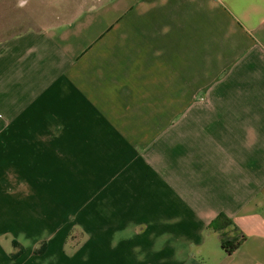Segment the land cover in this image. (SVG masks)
<instances>
[{"label": "crops", "instance_id": "1", "mask_svg": "<svg viewBox=\"0 0 264 264\" xmlns=\"http://www.w3.org/2000/svg\"><path fill=\"white\" fill-rule=\"evenodd\" d=\"M6 4L0 264H264V0Z\"/></svg>", "mask_w": 264, "mask_h": 264}, {"label": "rangeland", "instance_id": "2", "mask_svg": "<svg viewBox=\"0 0 264 264\" xmlns=\"http://www.w3.org/2000/svg\"><path fill=\"white\" fill-rule=\"evenodd\" d=\"M1 11H3L5 15H3L0 20V39L24 31L25 29L34 25L36 26V16H34V19H32L25 14V11L22 8H18L16 5L6 4L1 8ZM40 200L41 203L44 204V206L42 207L43 212L33 214L34 224L36 222H39L40 224H65L64 216H66L67 219L66 224H73V216H70L72 214H64L63 211H59L57 203H55V199L53 198V196H49L48 199L45 196L44 198H40ZM34 201H38V199L35 197ZM72 208L73 207H71L70 209ZM68 216L70 217L68 218ZM70 227L71 228H69V236L66 241V250L67 252H71L70 254H72L74 248V230L73 225ZM52 236H54V234Z\"/></svg>", "mask_w": 264, "mask_h": 264}, {"label": "trees", "instance_id": "3", "mask_svg": "<svg viewBox=\"0 0 264 264\" xmlns=\"http://www.w3.org/2000/svg\"><path fill=\"white\" fill-rule=\"evenodd\" d=\"M224 222V225L227 226L229 224H231V220H229L225 215L221 214L217 220L215 221V225L217 226L218 222ZM242 245V242H238V243H229L227 246H224V249L229 253H233L235 252L236 250H238ZM15 246L18 247V244L15 243ZM47 250V245L44 244L42 245L41 249L39 251H37V254H42L44 252H46Z\"/></svg>", "mask_w": 264, "mask_h": 264}, {"label": "flooded vegetation", "instance_id": "4", "mask_svg": "<svg viewBox=\"0 0 264 264\" xmlns=\"http://www.w3.org/2000/svg\"><path fill=\"white\" fill-rule=\"evenodd\" d=\"M3 15H5V13L3 11H0V20L3 17Z\"/></svg>", "mask_w": 264, "mask_h": 264}]
</instances>
